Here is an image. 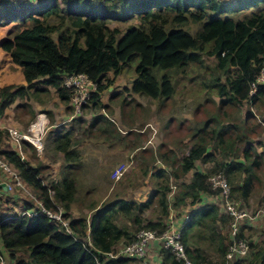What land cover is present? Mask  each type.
I'll list each match as a JSON object with an SVG mask.
<instances>
[{
    "label": "trees",
    "instance_id": "1",
    "mask_svg": "<svg viewBox=\"0 0 264 264\" xmlns=\"http://www.w3.org/2000/svg\"><path fill=\"white\" fill-rule=\"evenodd\" d=\"M249 6L252 9L239 17L230 15ZM15 19H29L31 24L14 26L0 45L19 65L24 84L0 86V113L16 100H29L48 87L66 102L69 92L61 79L77 72L96 84L90 97L96 103L106 87L101 82L105 74L118 73L133 57L135 75L128 89L151 98L169 97L173 83L167 71L182 72L189 63L199 64L204 44V53L214 60L208 86L214 89L218 106L239 111L243 104H264V82L256 83L254 91L248 93L264 59V0H0V24ZM111 20L133 22L121 29L110 24ZM189 20L196 26L191 35L181 30ZM20 105L32 120L33 109L25 102ZM239 115L238 123L208 126V119L194 128L190 134L193 142L179 158L170 149L171 154H160L149 169L154 182L144 200L116 197L92 207L88 217L68 213L75 191V179L69 171L59 179L44 181L40 164L31 163L14 148L0 146V156L32 194L46 207L60 206L72 230V234L65 233L41 213L0 214L4 256L12 264H120L127 258L105 259L103 253L131 241L139 228L161 231L169 209L180 211L194 205L185 210L189 219L181 227L189 264H264V228L259 230L258 240H252L251 226L239 225L237 236L248 230V251L226 260L228 216L214 202L199 204L203 195L215 192L207 180L215 172L223 174L230 197L242 206L254 186L264 188V173L262 178L258 175V170L264 169V150L257 152L255 145L261 143L250 136L259 125L248 122L249 110ZM230 129L233 135L225 136ZM3 134L6 131L0 128V141ZM52 135V148L61 153L64 169L72 166L78 154L72 148L71 133ZM241 141L244 144L237 151L235 142ZM20 145V151L30 146L24 140ZM196 162L209 165L197 168ZM169 178L174 181L170 195ZM25 201L21 208L27 209L31 199ZM148 211H152L149 217ZM159 251L158 264H185L168 250Z\"/></svg>",
    "mask_w": 264,
    "mask_h": 264
},
{
    "label": "rangeland",
    "instance_id": "2",
    "mask_svg": "<svg viewBox=\"0 0 264 264\" xmlns=\"http://www.w3.org/2000/svg\"><path fill=\"white\" fill-rule=\"evenodd\" d=\"M251 7L230 13V15L239 17L250 11ZM129 22L133 21L111 20L110 24L123 29ZM195 28V24L190 20L181 26V30L189 35ZM204 46L199 55V64L189 63L182 72L167 71L173 83V93L163 99L133 93L128 89L135 75V57L128 61L118 73L107 72L101 81L106 87L100 91L98 104L89 98L85 102L87 105L83 104L80 113L75 116H78L77 118L81 121L74 122L73 127H71L73 123L70 120H65L71 112L68 100L60 101L49 87L47 91L39 92L29 100L14 102L16 108H12L8 119L12 121H7L5 126L15 124L13 127L22 131L35 121L38 114L42 113L47 118L44 131L40 134V148L36 149L30 142L24 140L30 146H25L22 150L23 155L31 163L41 165L40 173L44 181L55 180L52 167H55L56 162L61 163V168L65 166L61 153L49 144L48 130L51 128L49 124H55V127L59 126L62 130L66 128L73 130L71 133L72 148L78 156L72 166L75 191L68 212L70 216L88 217L92 207H98L102 202L116 197L138 200L133 193L135 188L145 187L146 190L153 188L154 179L149 176V169L153 167L159 155L171 154L168 152L170 149L179 158L193 142L190 134L194 128L206 123L208 119L210 120L207 123L208 126L214 125L215 122L219 124L238 123L239 112L249 110L252 115L248 122L259 125L257 132L250 136L256 137L261 143V149L264 150V121L261 120L264 117V104H243L239 111L230 106H218V98L214 89L208 86L210 77H213L211 75H214L211 72L214 60L212 56L204 53L207 44ZM22 102L33 109L32 120L29 119L28 110L20 105ZM66 123H69L67 127ZM226 135L232 136L233 130L227 131ZM8 139L7 134H3L0 146L10 148ZM83 139L87 140L89 145L84 146ZM243 144V141L235 142L237 151ZM82 162L86 164L81 165ZM207 164L209 165V163H204L201 167ZM117 166L121 167V174L114 178L112 172ZM143 169H148L147 173L143 172ZM263 173L264 169L258 170L259 177L262 178ZM168 180L171 187L170 195L174 190L172 185L174 181L171 178ZM262 189L264 188L254 186L246 205H243L251 213L257 212L259 215L258 210L264 203L260 195ZM27 190L30 189L27 188ZM4 191H6L5 194H0V214L4 212L21 213L23 209L16 204H22L29 197L21 190ZM180 213L177 216H180ZM151 215L152 211L146 213L147 217ZM257 222H253L251 226L255 240H258L259 230L264 228V225L257 226L259 224ZM248 234V230L243 231L246 238ZM119 245L120 243L117 244ZM203 246L206 247L205 244ZM206 249L208 254L209 248Z\"/></svg>",
    "mask_w": 264,
    "mask_h": 264
},
{
    "label": "built area",
    "instance_id": "3",
    "mask_svg": "<svg viewBox=\"0 0 264 264\" xmlns=\"http://www.w3.org/2000/svg\"><path fill=\"white\" fill-rule=\"evenodd\" d=\"M259 82H264V59L259 74L256 76L255 80L250 83L249 94L254 91L255 84ZM61 84L69 92L68 102L71 108L69 118L74 117L80 113L82 105L91 97V94L96 89V84L81 72L64 75L61 79ZM44 127L45 124L42 117H39L22 131L17 130L13 126H0V128L5 129L8 138L14 143V149L20 153V156H22L20 152L21 140L30 142L36 149L40 148V134L44 131ZM0 173L4 178L2 182L6 186V190H21L31 199V206L27 209H23L21 213L19 212L20 214H25L26 216H31L36 213L44 214L50 221L61 226L65 233L72 234V230L68 225V219L63 216V209L60 206H56V208L44 206L40 199L27 190L26 185L19 177L16 170L1 156ZM120 174L121 167H115L112 172L113 177L117 178ZM207 180L210 188L215 190V192L209 196L211 199L210 201L214 202L218 208L228 216L226 229L228 243L224 258L229 260L234 256H244L248 251L247 238H245L244 235L237 236L238 228L241 224H253L258 214L257 212L251 213L230 197L229 184L221 172L211 173L207 177ZM179 213L178 210L175 212L169 210L164 219V228L161 231L157 232L154 229L139 228L131 241L120 244L114 249L104 252L103 256L105 259L127 258L136 259L141 264H154L149 261L148 258L150 249H153L161 255L159 250L164 248L170 252L175 260L189 264L181 242V227L189 219V216L187 211L183 210V212L180 213L181 219L177 222V214ZM4 257L5 256L0 252V264H8Z\"/></svg>",
    "mask_w": 264,
    "mask_h": 264
},
{
    "label": "crops",
    "instance_id": "4",
    "mask_svg": "<svg viewBox=\"0 0 264 264\" xmlns=\"http://www.w3.org/2000/svg\"><path fill=\"white\" fill-rule=\"evenodd\" d=\"M28 1H30L32 3H36V2H38L40 0H28ZM30 24H31V22H30L29 19H26L24 22H19L16 19L15 20H9V21H7L5 23L0 24V42H1V40L3 38H5L7 36L8 32L14 26H18L19 28H21V27H24V26H28ZM12 68H14V69L13 70H10ZM7 84H24V78H23V75H22V72L20 70L19 65H16L15 63H13L11 61L9 53L6 50H4L1 47V45H0V86L7 85ZM108 89H110V87ZM13 104L5 107L2 110V112L0 113V126H5L6 125V122L10 118L9 114H10L12 108L14 107ZM85 105H87V103ZM60 112H62V110H60ZM39 117H42L43 118L44 124L46 126V124H47V118H46V116L44 114L40 113V114H38L36 116V119L35 120H37ZM77 117L74 116V117L69 118V116H67L65 118V120H67V121L70 120V122L73 123L71 127H73L74 122L81 121V119H79ZM11 121L12 120L10 119L8 122H11ZM11 125H12V123H11ZM14 125L15 124H13V126ZM54 125L55 124H51V123L49 124V127L51 126V128L48 130V137H49L48 140H49L50 146H52V143H51V140L53 138V135L52 134H55L56 132L58 133V132H65V131L70 132V133L73 132V130H71V128H66L65 130H62L59 126L58 127L57 126L55 127ZM68 125H69V123H66L65 126L67 127ZM8 141H9V146L11 148H14V143L10 139H8ZM87 144L89 145L88 141L85 140V139H83V145L85 146ZM20 150H21V145H20ZM255 150L257 152L261 151L260 145H255ZM20 152H21V154H23L22 151H20ZM71 164L73 166L74 165V161H72ZM83 164H86V163L85 162H82L81 165H83ZM72 166L66 167L64 169V167L61 168V163L60 162H56L55 163V167H52L53 168V170H52L53 171V177H55L53 179H59L60 176L62 175V173L64 171H69L71 173V175H73L72 174V170H74V168L72 169ZM195 166L197 168H201L200 163H197L196 162L195 163ZM81 171H83L82 168H81ZM189 175H190V172L187 173V177ZM3 180H4V178L2 177V175L0 173V182H2ZM150 190H151L150 188H147V190H146L145 187H142L141 189H138V188L136 189L135 188V190L133 191V193H134L135 196H137V197H135L136 199L142 200V199H145L146 198V196L148 195V193L150 192ZM5 193H6V191H4V189L2 187H0V194H5ZM122 194L123 193H121V195ZM260 195H261V197H264V189L261 190ZM210 200L211 199H210V197L208 195H203L202 196L201 203H199V204H202L203 202H207V201H210ZM16 205H19L20 207H22V204L21 203L20 204H16ZM193 207H194V205H192V206H185L184 208H185V210H190ZM22 209H24V208H22ZM169 210H171L173 212L177 211L176 209H169ZM258 211H259V215H258L259 216V219L258 220L256 219L255 222L258 221L257 223H259V224H257V226H260V225L262 226V225H264V203H262V206H261V208ZM6 213L7 212H4V214H6ZM177 215H179V214H177ZM180 219H181V216H177V222H179ZM252 225L253 224H251L249 226H252ZM252 240H255L254 239V234L252 235ZM0 252L2 253V255H5L4 252H3V250H2V248H1V246H0ZM4 258H5V261L8 264H12V262H10L9 260H7L6 257H4ZM148 258H149V261L153 262L154 264H158L161 261V255H159L158 252L154 251L153 249H150V252L148 253ZM120 264H141V263L138 260H136V259H124V260H122L120 262Z\"/></svg>",
    "mask_w": 264,
    "mask_h": 264
},
{
    "label": "water",
    "instance_id": "5",
    "mask_svg": "<svg viewBox=\"0 0 264 264\" xmlns=\"http://www.w3.org/2000/svg\"><path fill=\"white\" fill-rule=\"evenodd\" d=\"M0 187H2L4 190L6 189V186L3 184V182H0Z\"/></svg>",
    "mask_w": 264,
    "mask_h": 264
},
{
    "label": "clouds",
    "instance_id": "6",
    "mask_svg": "<svg viewBox=\"0 0 264 264\" xmlns=\"http://www.w3.org/2000/svg\"><path fill=\"white\" fill-rule=\"evenodd\" d=\"M27 187V186H26ZM28 188V187H27ZM30 191V190H29Z\"/></svg>",
    "mask_w": 264,
    "mask_h": 264
}]
</instances>
